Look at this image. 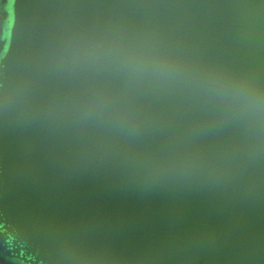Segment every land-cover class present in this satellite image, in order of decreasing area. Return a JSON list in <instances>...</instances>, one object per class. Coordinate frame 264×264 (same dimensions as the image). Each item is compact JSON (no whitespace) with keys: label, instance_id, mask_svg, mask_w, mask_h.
I'll use <instances>...</instances> for the list:
<instances>
[{"label":"water","instance_id":"obj_1","mask_svg":"<svg viewBox=\"0 0 264 264\" xmlns=\"http://www.w3.org/2000/svg\"><path fill=\"white\" fill-rule=\"evenodd\" d=\"M6 249L264 264V0H0Z\"/></svg>","mask_w":264,"mask_h":264},{"label":"flooded vegetation","instance_id":"obj_2","mask_svg":"<svg viewBox=\"0 0 264 264\" xmlns=\"http://www.w3.org/2000/svg\"><path fill=\"white\" fill-rule=\"evenodd\" d=\"M4 252L8 253V250L6 249V250H4L2 252L0 251V262L2 264H21V263H18V262H14V259H9V261H7L6 259H8V258L7 257L5 258Z\"/></svg>","mask_w":264,"mask_h":264}]
</instances>
